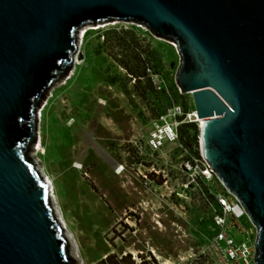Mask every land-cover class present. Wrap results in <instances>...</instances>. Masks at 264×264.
I'll return each instance as SVG.
<instances>
[{
    "label": "rangeland",
    "instance_id": "1",
    "mask_svg": "<svg viewBox=\"0 0 264 264\" xmlns=\"http://www.w3.org/2000/svg\"><path fill=\"white\" fill-rule=\"evenodd\" d=\"M75 39L68 72L40 93L37 141L25 146L48 182L71 264H95L107 254H131L134 264H214L206 249L216 230L205 197L224 188L202 175L200 131L197 144L192 131L181 140L195 110L176 84L175 44L123 21L82 26ZM135 54L139 68L130 75L123 65L136 66ZM161 126L177 137L155 148ZM242 224L248 227L246 218ZM228 234L247 241L235 230Z\"/></svg>",
    "mask_w": 264,
    "mask_h": 264
},
{
    "label": "water",
    "instance_id": "2",
    "mask_svg": "<svg viewBox=\"0 0 264 264\" xmlns=\"http://www.w3.org/2000/svg\"><path fill=\"white\" fill-rule=\"evenodd\" d=\"M111 21L175 44L176 84L203 122L201 157L243 207L264 264V0H0V264H71L25 146L37 141L40 93L70 68L76 31Z\"/></svg>",
    "mask_w": 264,
    "mask_h": 264
},
{
    "label": "built area",
    "instance_id": "3",
    "mask_svg": "<svg viewBox=\"0 0 264 264\" xmlns=\"http://www.w3.org/2000/svg\"><path fill=\"white\" fill-rule=\"evenodd\" d=\"M194 118L195 112L188 116L190 122H194L196 120ZM166 128L172 134V140L170 141L175 140L177 137L175 132L168 126ZM161 144L162 141L153 138L155 148H158ZM184 167L192 169L193 162L187 161ZM202 175L208 181L215 176L208 165ZM206 204L211 222L216 230L206 249L214 264H256L254 261L255 228L250 223L240 202L224 188V192H210L206 197ZM244 218L248 222L247 228L243 227L242 224ZM229 230H235L238 234L245 235L247 241H236L228 234Z\"/></svg>",
    "mask_w": 264,
    "mask_h": 264
},
{
    "label": "trees",
    "instance_id": "4",
    "mask_svg": "<svg viewBox=\"0 0 264 264\" xmlns=\"http://www.w3.org/2000/svg\"><path fill=\"white\" fill-rule=\"evenodd\" d=\"M134 60H137V65L132 67L128 64H124V69L127 71L128 74L130 75H134V73H136L135 71L139 68L138 66V62H140V57H139V54H135L134 56ZM61 67V63L58 64L57 66V71H59ZM56 75L55 73L52 75V79L55 78ZM138 77H142L141 75H138ZM30 117H33V114L31 113ZM30 119V118H29ZM27 120V121H20V123L18 124L19 126V130L16 134V137L17 139L23 141L24 139V135H25V132H26V123L30 120ZM192 131V135L190 136L192 138V140L195 141V144H197V139H198V133H199V127H198V124L192 122V123H187L185 124L184 126L181 127V131H183L181 133V140H185L186 137H189V135H185L184 134H187L188 131ZM205 200H206V197H205ZM95 264H134V262L131 260V254H125V256H118L116 254H107L105 256V258L97 261ZM139 264H145V262H141Z\"/></svg>",
    "mask_w": 264,
    "mask_h": 264
},
{
    "label": "bare ground",
    "instance_id": "5",
    "mask_svg": "<svg viewBox=\"0 0 264 264\" xmlns=\"http://www.w3.org/2000/svg\"><path fill=\"white\" fill-rule=\"evenodd\" d=\"M83 34V33H82ZM81 37H82V35H81ZM77 67V65L75 66V68ZM83 78V77H82ZM121 112H124V117L125 118H128V116H129V113H130V111L127 109V108H123L122 110H121ZM40 115H42L41 113H40ZM194 120H195V118H194ZM196 121V120H195ZM94 122H95V117H93L92 119H91V121H90V127L91 128H93V124H94ZM196 122H198V124L201 126L202 124H203V122L202 121H196ZM171 133L167 130V128H166V126H161L160 128H158L157 130H156V132H155V134H154V136H153V138H155L156 140H158V141H163V140H172V138H171ZM42 145V141H41V139H40V141H39V143H38V146H41ZM68 152V151H67ZM71 152H73L74 154H76V150L75 149H73ZM66 153V152H65ZM117 174H121V171H118L117 172Z\"/></svg>",
    "mask_w": 264,
    "mask_h": 264
}]
</instances>
